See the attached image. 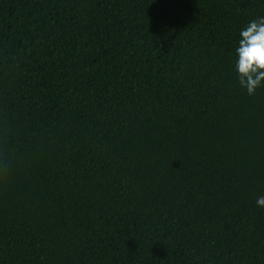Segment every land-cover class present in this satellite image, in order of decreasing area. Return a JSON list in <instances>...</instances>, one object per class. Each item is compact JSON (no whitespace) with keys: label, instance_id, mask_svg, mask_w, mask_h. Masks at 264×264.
<instances>
[{"label":"trees","instance_id":"1","mask_svg":"<svg viewBox=\"0 0 264 264\" xmlns=\"http://www.w3.org/2000/svg\"><path fill=\"white\" fill-rule=\"evenodd\" d=\"M264 0H0V264H264Z\"/></svg>","mask_w":264,"mask_h":264},{"label":"clouds","instance_id":"2","mask_svg":"<svg viewBox=\"0 0 264 264\" xmlns=\"http://www.w3.org/2000/svg\"><path fill=\"white\" fill-rule=\"evenodd\" d=\"M239 36L235 70L240 86L251 96L264 85V17L250 21L240 30ZM13 135L7 121L0 125V181L8 179L17 162L15 150L10 147ZM256 205L264 208V195L257 197Z\"/></svg>","mask_w":264,"mask_h":264}]
</instances>
